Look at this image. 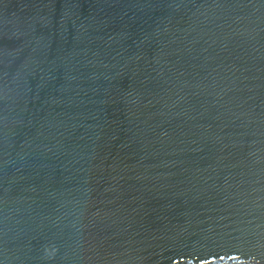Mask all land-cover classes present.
Returning a JSON list of instances; mask_svg holds the SVG:
<instances>
[{
	"label": "water",
	"instance_id": "95a60500",
	"mask_svg": "<svg viewBox=\"0 0 264 264\" xmlns=\"http://www.w3.org/2000/svg\"><path fill=\"white\" fill-rule=\"evenodd\" d=\"M0 264H264V0H0Z\"/></svg>",
	"mask_w": 264,
	"mask_h": 264
}]
</instances>
